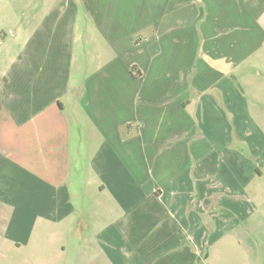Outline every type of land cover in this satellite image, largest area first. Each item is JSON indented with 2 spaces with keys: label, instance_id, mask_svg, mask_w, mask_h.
Returning a JSON list of instances; mask_svg holds the SVG:
<instances>
[{
  "label": "crops",
  "instance_id": "obj_1",
  "mask_svg": "<svg viewBox=\"0 0 264 264\" xmlns=\"http://www.w3.org/2000/svg\"><path fill=\"white\" fill-rule=\"evenodd\" d=\"M64 1L0 0V264H264V5L103 1L95 54Z\"/></svg>",
  "mask_w": 264,
  "mask_h": 264
},
{
  "label": "rangeland",
  "instance_id": "obj_2",
  "mask_svg": "<svg viewBox=\"0 0 264 264\" xmlns=\"http://www.w3.org/2000/svg\"><path fill=\"white\" fill-rule=\"evenodd\" d=\"M107 3L109 2L108 0H77V7H79L78 9V22H79V32L85 37V36H93L92 38L93 40V44H91V46H88V49L91 50L93 53H98L100 47L102 46V33H101V29H98L95 26V29H89L88 27L85 28L86 23H90L91 21H94V19H101L102 13L105 12L106 10H103V4L104 2ZM147 0H118V4L123 5L124 7H126V10L128 11V9L130 7H140L143 10H148L150 7H141V5L143 3H146ZM150 2L152 0H149ZM247 5L251 4L252 1L254 0H244ZM261 4L264 5V0H259ZM65 1L63 0V5L65 7ZM88 7H93V11L92 14L89 11ZM123 7H112L110 11H106L105 13H110L117 15L118 11L120 9H122ZM104 14V13H103ZM119 14V13H118ZM95 17L93 19V17ZM91 20V21H90ZM91 24V23H90ZM95 24V23H94ZM87 34V35H86ZM106 60H104L105 62ZM103 62V60H99L98 58L94 60L93 62V66L90 67V70H95L97 69L100 64ZM250 126V131H254L257 130V128L261 130V132L264 135V115H263V121L262 123L256 124L255 129L253 127V125H249ZM262 183H264V179L263 181H261ZM256 183V182H255ZM263 186V195H262V199H263V203H264V185ZM263 211H264V205H263ZM262 227V226H261ZM249 243L254 247L255 250V256L256 257H260L261 255V251H262V257L264 256V235H255L254 237H252V240L249 241ZM258 259V258H257Z\"/></svg>",
  "mask_w": 264,
  "mask_h": 264
}]
</instances>
